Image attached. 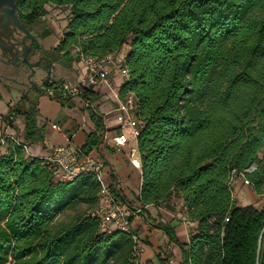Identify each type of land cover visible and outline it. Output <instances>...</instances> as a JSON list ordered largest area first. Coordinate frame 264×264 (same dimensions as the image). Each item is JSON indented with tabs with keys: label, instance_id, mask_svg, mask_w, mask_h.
<instances>
[{
	"label": "trees",
	"instance_id": "1",
	"mask_svg": "<svg viewBox=\"0 0 264 264\" xmlns=\"http://www.w3.org/2000/svg\"><path fill=\"white\" fill-rule=\"evenodd\" d=\"M16 1L32 23L47 3L69 7L55 48L63 65L77 47L123 57L129 78L120 95L134 94L142 123V212L183 196L198 222L189 244L174 226L154 224L180 246V264H264V0ZM24 99L28 105L13 111L25 117L26 138L41 141L37 104ZM92 117L97 128L81 146L87 153L104 128L102 116ZM242 173L261 205L236 203L232 177ZM99 186L93 173L61 180L10 143L0 154V264H135L132 233L103 231L93 213ZM82 203L87 214L55 223Z\"/></svg>",
	"mask_w": 264,
	"mask_h": 264
},
{
	"label": "crops",
	"instance_id": "2",
	"mask_svg": "<svg viewBox=\"0 0 264 264\" xmlns=\"http://www.w3.org/2000/svg\"><path fill=\"white\" fill-rule=\"evenodd\" d=\"M58 42H60V39ZM74 56L75 58L69 66L63 65L59 60L58 62H53L52 68L58 66L57 70H55L56 73L64 75L55 78L54 81L66 80L74 82L84 72L85 65L80 62L76 50H74ZM122 66L121 62H118L115 66L112 74L113 87L98 85L88 92L91 102L89 104H87V98L84 96H70L64 99L51 97L41 91H32L29 99L36 102L38 122L45 127L43 140L33 142L28 139L32 146L38 149L42 155L51 153L54 147L62 144L71 143L74 146L81 147L85 143L87 135L97 128V124L92 117L93 111L103 117L110 135L121 130L129 132L130 128H123L121 125L124 114L118 108L119 101L115 95L116 91L120 92L122 85L128 79L122 74ZM6 84L5 80H0L1 87L4 88ZM22 88L24 91L25 87L22 86ZM6 92L8 100L11 95L8 91ZM0 94L2 95L0 98L3 99V101L0 100V110L7 113L10 110H8V105L1 90ZM24 100L27 102L26 99ZM24 100L20 103L24 102ZM27 105L28 103H26ZM22 119L23 122H26L24 116H22ZM53 124H59L61 129L54 128ZM25 128L12 127L11 130L18 131L20 136L26 138ZM110 141L100 140L101 143L99 142L92 151L106 158L107 173H110L109 179L115 176L119 178L121 182L119 198L142 206L137 199L142 185V170L135 167L123 148L114 145L112 140ZM6 152L7 148L0 146V154ZM155 223L174 226L180 241L184 244H189L191 236L197 231L198 222L188 217L183 196H173L169 201L161 205H146L143 212L133 217L134 230L142 240V254L138 258V263L180 264L182 261L180 246L171 241L169 235L163 229L156 227Z\"/></svg>",
	"mask_w": 264,
	"mask_h": 264
},
{
	"label": "built area",
	"instance_id": "3",
	"mask_svg": "<svg viewBox=\"0 0 264 264\" xmlns=\"http://www.w3.org/2000/svg\"><path fill=\"white\" fill-rule=\"evenodd\" d=\"M75 49L80 52V62L85 65L84 72L74 82L54 81L52 85L47 87L45 91L47 95L51 97L84 96L87 89H92L98 85L113 87L112 74L118 62L123 64L121 67L122 74L129 78V69L121 55L115 53L87 55L81 52L79 47ZM115 95L119 101L118 108L124 114L121 125L123 128H130V130L129 132L121 130L110 135L103 121L104 128L100 132V140L107 142L112 140L114 145L124 149L135 167L142 170V157L138 146V136L142 123L135 112L136 100L134 94L128 92L126 95L121 96L120 92L116 91ZM10 99L7 102L10 111L5 113L0 110V146L8 148L10 143L21 145L28 156L40 157L42 163L57 172L61 180H71L82 173H93L100 183L98 200L93 213L98 217L101 229L106 232L113 230L131 232L135 241L131 261L139 264L138 258L142 254V240L134 230L132 218L142 212V206L119 198L121 182L116 176L109 179L110 173H107L106 158L93 153V151L84 152L81 147L74 146L71 143L58 145L54 147L51 153L42 155L27 138L20 136L18 131L11 130L12 127L21 128L23 119L20 116L21 114L18 115L13 111L16 103L12 98ZM87 104H89V101H87ZM53 126L56 129H61L59 124H53ZM239 180L251 185V180L244 173L232 177V184ZM233 197L235 198L234 188Z\"/></svg>",
	"mask_w": 264,
	"mask_h": 264
},
{
	"label": "rangeland",
	"instance_id": "4",
	"mask_svg": "<svg viewBox=\"0 0 264 264\" xmlns=\"http://www.w3.org/2000/svg\"><path fill=\"white\" fill-rule=\"evenodd\" d=\"M45 9L46 13L42 18L41 28L43 30L51 31V35L48 38H41V41L43 44H45L44 51L51 52V54L55 57L54 51L56 53V50L53 51L52 48L57 44L58 39H61L64 34V31L66 30L70 10L67 6L55 5L53 3H47L45 5ZM36 57L37 56L31 55L30 61L33 63L36 62ZM57 67L55 66V68H52L51 74L53 79L64 76L63 74L56 73L55 70H57ZM0 73H3L8 77V79L5 80V82L7 83L6 86L4 88L0 86V90L4 94L6 104L8 100H11L10 98H12L16 104H20V102L23 100L22 98L24 95L22 86L23 83H25L29 79L30 75L33 73L32 68H30L28 64L25 63H21L17 66H9L2 64L0 65ZM45 73V66H38L34 69V74L32 77L35 79H40L45 75ZM46 87L47 86H43L41 88L46 89ZM6 91H8V93L11 95L8 100L6 97ZM0 100L3 101V99L1 98ZM21 105H24L25 107L26 101L24 100ZM20 116L22 117L23 115ZM25 123L26 122L24 121L22 124L23 128H25ZM233 188L236 203L240 205H246L251 202H256L259 205L262 204L263 197L255 191L252 185L245 184L242 180H239L233 184ZM89 208L90 207L87 204L82 203L75 208L67 209L56 217L55 223L61 224L69 222L80 215L87 214Z\"/></svg>",
	"mask_w": 264,
	"mask_h": 264
},
{
	"label": "flooded vegetation",
	"instance_id": "5",
	"mask_svg": "<svg viewBox=\"0 0 264 264\" xmlns=\"http://www.w3.org/2000/svg\"><path fill=\"white\" fill-rule=\"evenodd\" d=\"M5 12H6V7L5 6L0 7V40L7 45L0 47V65L4 64L9 66H17L20 65L21 63L27 64L25 60V51L28 48L29 60L31 58V55L37 56L35 61L36 62L40 61V65L45 66L46 73L42 78L35 79L32 77L34 74V69H32L33 73L30 75L28 80L32 79L33 81H36L40 90L34 89L31 85H26L27 83H29L27 80L25 84L23 83V86L25 87V90L23 91L24 92L23 98L25 97L26 91H28V96L32 91L45 92L47 87H49L54 83L52 74L49 76L48 70L50 67L52 69L53 62L57 61L54 60L57 55L54 50L59 42L57 41V44L52 48L55 57L51 54V52L44 51L45 44L42 43L41 38H48L51 35V32L49 30H43L41 28L42 18L44 17V15L41 17V20L32 23L28 18H25L23 16L20 7L18 5L15 14L18 20L21 22V24L27 30H29V33H27L25 30H23L15 23L12 14L6 20ZM33 38H37V39L34 40ZM37 42H39V45L37 47H34ZM2 75L5 74L0 73V80L8 79V78H4ZM49 77H50L49 79L50 84L46 85L45 80H47ZM43 86H47L46 89H42L41 87Z\"/></svg>",
	"mask_w": 264,
	"mask_h": 264
},
{
	"label": "water",
	"instance_id": "6",
	"mask_svg": "<svg viewBox=\"0 0 264 264\" xmlns=\"http://www.w3.org/2000/svg\"><path fill=\"white\" fill-rule=\"evenodd\" d=\"M3 6L6 7V12H5L6 20H7V19L9 18V16L12 14L15 23H16L19 27H21L23 30H25L27 33H29V30H27V29L21 24V22L18 20L16 14H15V12H16V10H17V7H18L17 1H16V0H0V7H3ZM33 39L36 40L37 38H33ZM38 45H39V42H37V43L35 44L34 47H37ZM2 46H7V45H6L3 41L0 40V47H2ZM25 60H26V62H27V64H28V66H29L30 68H32V69H35L36 67L41 66V65H40V61H38V62H36V63H33V62H31V61L29 60V58H28V48H27L26 51H25ZM51 71H52V69H51V67H50L49 70H48L49 76L51 75ZM2 76H3L4 78H8L6 75H2ZM49 79H50V77H49L47 80H45V84H46V85H49V84H50V83H49ZM28 82H29V83H27L26 85H31L34 89L40 90V89H39V86H38V84H37L36 81H33L32 79H30V80H28ZM24 84H25V83H24ZM25 95H28V91L25 92Z\"/></svg>",
	"mask_w": 264,
	"mask_h": 264
}]
</instances>
